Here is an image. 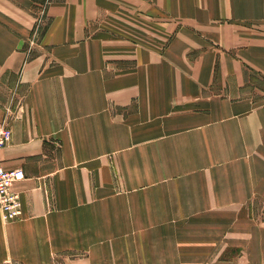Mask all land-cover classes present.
<instances>
[{"label": "crops", "instance_id": "obj_1", "mask_svg": "<svg viewBox=\"0 0 264 264\" xmlns=\"http://www.w3.org/2000/svg\"><path fill=\"white\" fill-rule=\"evenodd\" d=\"M0 121V264H264V0H0Z\"/></svg>", "mask_w": 264, "mask_h": 264}, {"label": "built area", "instance_id": "obj_2", "mask_svg": "<svg viewBox=\"0 0 264 264\" xmlns=\"http://www.w3.org/2000/svg\"><path fill=\"white\" fill-rule=\"evenodd\" d=\"M10 138V127L5 121H0V154ZM23 176L24 172L21 168L5 169L0 157V214L5 222L16 220L20 216V202L12 186Z\"/></svg>", "mask_w": 264, "mask_h": 264}]
</instances>
